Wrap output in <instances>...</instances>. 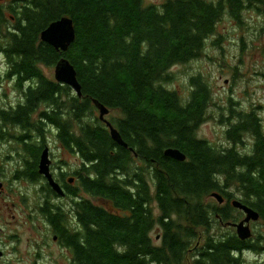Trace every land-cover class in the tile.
Returning a JSON list of instances; mask_svg holds the SVG:
<instances>
[{"label": "trees", "instance_id": "16d2710c", "mask_svg": "<svg viewBox=\"0 0 264 264\" xmlns=\"http://www.w3.org/2000/svg\"><path fill=\"white\" fill-rule=\"evenodd\" d=\"M4 1L0 39L5 44L0 49L20 82L40 81L26 90L27 105L3 113V120L28 127L40 103L56 107L45 114L58 126L63 144L81 157L76 171L80 190L97 199L76 203L84 227L77 232L62 225L60 209L54 213L49 204L44 206L61 229L63 243L72 247L74 264H189V251L201 234L206 242L191 264H246L242 252L247 242L235 232L219 230L243 212L207 198L227 185L260 213L264 224L262 119L255 110L231 107V145L219 149L199 134L212 103L207 81L194 75L188 98L167 84L173 66L201 56L226 14L241 22L244 10L264 11V0H164L159 6L144 0ZM63 16L73 19L76 37L60 52L40 35ZM61 57L74 65L82 96L74 90L70 94L57 81L50 83L35 68L36 62L53 64ZM94 99L110 108V120L128 147L111 137ZM245 132L254 142L240 150ZM169 147L180 149L186 159L167 157ZM21 175L36 181V164ZM153 202L160 210L157 216ZM157 226L162 231L159 245L151 237Z\"/></svg>", "mask_w": 264, "mask_h": 264}, {"label": "rangeland", "instance_id": "374dc122", "mask_svg": "<svg viewBox=\"0 0 264 264\" xmlns=\"http://www.w3.org/2000/svg\"><path fill=\"white\" fill-rule=\"evenodd\" d=\"M8 1L2 3L7 4ZM144 2L146 5L159 6L164 0H144ZM243 18L239 23L225 16L218 24L215 37L209 38L201 56L188 63L173 66L170 70L171 80L167 84L176 89L183 98H188L190 80L194 75L200 74L207 81L213 91L212 103L208 110V120L199 130V134L219 147L226 145L228 141V116L231 107L240 111L255 110L261 116L264 125V13L257 10L245 11ZM0 70L3 75L0 77L1 83V80L6 78V63L1 54ZM49 73L53 76L54 68ZM7 85H0V104L3 103L2 98L5 89H8ZM96 114L98 115L99 112L96 111ZM108 118L111 119V114ZM245 137L246 144L239 145L241 150L251 148L254 142L251 133H245ZM53 153L55 169L58 172L60 169L70 171V175L74 176V172L81 166V157L76 152H63L58 146ZM16 168L15 163L4 164L9 193L5 195V199H0V245L6 251V256L0 264H69L70 254H67L59 244L51 241L42 249L38 247L40 233L34 227L44 230L45 225L41 224L42 220L39 216L34 214L30 217L35 186L26 180H14ZM234 191L239 196V193ZM21 192L30 197L27 204L19 197L18 193ZM89 198L97 201L90 195ZM207 202L217 203L210 196ZM68 204L70 205V202ZM152 207L155 215H159L160 210L156 202L152 203ZM261 223V221L253 222L259 225ZM228 225L231 226L229 223L225 224ZM225 226L222 225L219 230L226 229L237 234L234 227ZM161 232L159 226L151 232V237L157 245L161 243V239H158ZM215 232L216 229L211 230L210 234ZM203 244L204 241H200L199 246ZM39 251L40 256L36 254ZM196 253V247L192 246L189 251L191 262L196 257ZM242 256L246 264L263 263L264 255L245 251Z\"/></svg>", "mask_w": 264, "mask_h": 264}, {"label": "flooded vegetation", "instance_id": "af4514ba", "mask_svg": "<svg viewBox=\"0 0 264 264\" xmlns=\"http://www.w3.org/2000/svg\"><path fill=\"white\" fill-rule=\"evenodd\" d=\"M245 11H251V10H244L243 14L245 13ZM262 12L264 13V11ZM225 16L228 15L226 14ZM232 19L237 22V20H235L234 18ZM243 19L244 18L242 15V21ZM1 44H5L4 37L0 39V45ZM0 54L4 57L6 63V72H5L6 78L4 80H1L0 85L8 84L7 85L8 89H5L4 97L2 98L3 103L0 104V182H2V187L0 188V199H5V195L9 193L8 191L9 182L5 178L6 173L4 171V164L6 165L10 162L15 163V167L17 168L13 176L14 180H20V181L26 180L27 182H31L35 186L34 201L32 203V206L30 207L31 209L30 217H33L34 214L39 216L42 220L41 224L45 225L44 230H40L39 228L34 227V229L40 233V239L38 240L39 241L38 247L42 249L43 246H47L50 244L51 241H53L55 244H59L63 250L67 251V254H70V257L68 258L69 264H74L72 247L65 245V243H63L62 241L63 235L61 233V229L50 221L49 211H53L55 213L57 212V210L60 209L61 212L63 213V221H61L62 225L70 232L82 231L84 227L80 222L79 218L77 217V212L75 210V207H76V203L80 202L83 198L88 200L89 195L84 191L80 190L79 188L78 175L76 174L77 170L74 172L75 175L71 176L70 171L68 172L64 169H60V171L58 172L54 167V164L56 163L54 160L53 152H55V148L57 146L63 152L73 151L72 149L69 148V146L63 144L61 138H59L58 136L59 135L58 126L54 122H52L46 115V114L50 115L53 112H56L57 110L56 107H53L52 105H48L45 102L40 103L39 106L36 107L34 111L30 114L29 117L30 123L28 127H24L22 124H18V123L14 124L10 122H5L3 120L4 119L3 113L5 112L13 113L16 112L19 108L27 105L28 96L26 95L27 94L26 90L29 87L36 86L39 83L40 79L39 77H33L20 82L17 74L14 73L15 70H13V65L11 64L10 57L6 54L5 51L2 50V48L0 49ZM56 63L57 61L53 64H48V62L46 61L43 62L40 61L35 63V68L38 70L40 76L46 78L47 81H49L50 83H54V81H56L54 78V73L52 76L49 72L50 70H52V68H55ZM1 76L3 77V75H1V70H0V77ZM62 85L67 86L66 88L67 92H69L70 94L73 93V88L71 86L68 87V85H64V84ZM230 117L231 114L228 116V118ZM260 119H262L261 116ZM206 121L201 124L200 129L206 123ZM39 126H41V130H39ZM229 127L230 126L228 124V129ZM245 133H243L242 135L243 141L237 145L238 148L239 145L247 141L245 137ZM229 141L230 140L227 141L226 145L222 147L219 146L217 147L219 149L228 147L229 145H231ZM38 148H39V152L37 151ZM46 148H48V154L51 159V172L53 173L55 180L61 186L64 192L63 195L55 191L49 184L47 178L40 173L39 167H40L41 156ZM30 163H35L38 168L39 178L36 181L34 180L32 181L28 179V177L21 175L22 169H25L27 166L30 165ZM222 184L223 186L225 185V183ZM38 188H39L38 193H36V190ZM73 189H76L77 191L74 192ZM219 192L224 197L222 204L223 206L227 204H231V201L233 199L239 198V196L236 195L234 189H231V187L229 188V186L227 185L223 189V191H219ZM18 195L23 201V203L25 204L28 203L30 198L28 195H25L22 192L18 193ZM63 200H65V202H63ZM69 202L70 205L68 204ZM45 204L50 205L49 211L45 210L44 207ZM34 219H36V217H34ZM253 222L255 221L250 222V227L252 230L251 237L244 240L247 242L245 251L253 252L257 255H264V224L263 223H261V225L253 224ZM222 225L225 226V223H222ZM225 227H233V226L228 225ZM223 232L228 233V231H222V233ZM203 236L204 235L201 234L200 236L201 238L198 239V242L196 244L197 252L206 242L205 240L202 239ZM158 239L159 240L161 239V235H158ZM200 241H204V244L201 246H199ZM0 250L2 253L0 258L1 261L3 258H5L6 251L2 247V245H0ZM243 253L244 252H242V254ZM36 254L40 256L41 252L39 251V253ZM189 264H191V261H189ZM262 264H264V258Z\"/></svg>", "mask_w": 264, "mask_h": 264}, {"label": "water", "instance_id": "95a60500", "mask_svg": "<svg viewBox=\"0 0 264 264\" xmlns=\"http://www.w3.org/2000/svg\"><path fill=\"white\" fill-rule=\"evenodd\" d=\"M76 37V30L74 21L69 16H63L57 20H54L45 28L40 35L43 42L55 47L60 52H65L68 50L70 45L74 42ZM55 79L63 84L70 85L78 96H82L81 84L77 78V71L74 65L65 57L60 58V60L55 65ZM94 105L99 111V118L105 122L110 130L111 137L118 143L125 147H128V143L124 140L120 131L113 125V123L107 118L110 113V108H108L104 103L99 102L97 99L93 100ZM133 151V148H132ZM165 155L167 157L174 158L179 161H184L186 155L178 148L169 147L165 149ZM40 173L43 174L51 187L57 191L59 194L63 195L64 192L55 180L53 173L51 172V159L48 154V148L43 151L39 167ZM2 187V182H0V188ZM215 197L220 204L223 203L224 197L218 192L214 191L211 194ZM232 206L242 210L245 217L240 221L233 222L236 229L237 235L241 240H246L251 237L252 230L250 227V222L258 221L260 219V213L253 207L245 204L240 199H234L231 201ZM0 250V258H1Z\"/></svg>", "mask_w": 264, "mask_h": 264}]
</instances>
